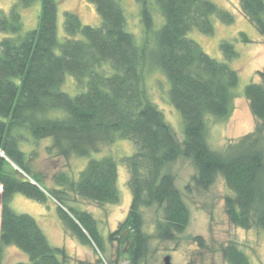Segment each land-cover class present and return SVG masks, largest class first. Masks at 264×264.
Here are the masks:
<instances>
[{"label":"trees","instance_id":"obj_1","mask_svg":"<svg viewBox=\"0 0 264 264\" xmlns=\"http://www.w3.org/2000/svg\"><path fill=\"white\" fill-rule=\"evenodd\" d=\"M101 24H84L80 15L65 12V36L58 32L57 0H17L9 11L0 8V264L4 249L15 246L29 261L15 264H69L63 246L52 245L38 220L19 213L13 197L21 193L37 201L55 202L67 233L84 245L105 252L106 238L98 218L77 208L76 196L98 205L117 204L119 164L128 168L132 201L127 216L107 239L121 247L110 264L126 255L129 264H142L150 239L146 212L154 209L155 237L175 240L189 225L191 212L170 165L190 159L197 169L193 180L208 189L222 176L231 195L225 208L232 224L264 229V84L251 82L244 94L258 119L253 132L230 142L222 151L208 141L212 118L227 119L234 110L240 76L229 62L239 57L231 40L220 43L225 60L209 53L188 34L197 29L206 35L216 30L215 19L230 24L235 15L212 0H154L165 18L156 32L152 62L170 82L169 102L182 116L184 138L178 140L164 111L145 84L151 63L146 45L127 30L119 0H89ZM146 35L153 30L152 0H137ZM40 4L39 24L26 30L22 11ZM244 15L264 35V0H240ZM239 38L251 39L245 32ZM264 75V72L259 71ZM72 78L75 94L64 90ZM63 110L64 116H53ZM51 138L48 152L69 159L101 152L107 144L129 140L134 151L120 162L112 156L91 157L79 177L68 172L53 175L54 186L32 170L30 154L21 142L39 144ZM198 239L203 244L202 237ZM125 244H129L125 252ZM228 264H255L236 243L221 247ZM75 264H104L78 259ZM190 264H195L193 261Z\"/></svg>","mask_w":264,"mask_h":264},{"label":"rangeland","instance_id":"obj_2","mask_svg":"<svg viewBox=\"0 0 264 264\" xmlns=\"http://www.w3.org/2000/svg\"><path fill=\"white\" fill-rule=\"evenodd\" d=\"M124 8L127 18V30L134 34L140 45H146L148 62H152L153 52L156 49V32L162 27L165 18L160 7L152 0L153 30L146 35L141 19L140 5L137 0H119ZM219 6L231 11L235 21L230 24L215 19L216 30L213 35H206L193 29L188 36L197 41L211 56L225 60L220 43L231 40L239 51V57L229 63L238 70L240 81L235 89L234 110L227 119L212 118L208 126V141L214 150L222 151L230 142L253 132L258 124L253 114L249 100L244 94L245 86L251 82L264 84V35L244 15L240 0H212ZM17 0H0V8L9 11ZM58 2V32L61 40L65 36V12H77L84 24L99 25L101 17L95 5L89 0H57ZM40 4L25 8L22 11L25 29L36 28L39 24ZM245 32L251 42L245 43L239 38L240 32ZM5 34L0 32V40ZM145 84L151 99L164 111L168 122L173 127L178 140L184 138L183 120L181 113L169 102L170 82L165 73L154 63L146 70ZM64 90L75 94L72 78L63 87ZM53 116H64L63 110L54 111ZM52 143L51 138L41 140L39 144L26 141L21 142V148L29 154L34 152L30 160L31 168L44 176L47 186H54L53 175L58 172H68L77 179L80 171L86 167L91 157L100 158L105 155L114 156L118 162L123 156L134 151L133 143L129 140H117L113 144L104 145L101 152L89 156H72L69 159L58 156L55 152H48L47 147ZM176 179V186L190 208L191 218L186 230L172 241H162L155 237L153 218L154 209L146 212V231L152 235L148 247L147 257L142 264H165L164 258L171 256L172 264H228L221 252V247L230 242L236 243L243 249L255 264H264V229H245L231 223L226 213L225 197L232 194L225 179L218 176L210 188L201 189L193 180L197 169L193 162L187 158H179L170 165ZM128 168L119 164L118 187L121 200L117 204L98 205L97 203L76 196L73 202L77 208L91 211L99 220L100 230L106 238V251H96L91 245H84L71 233H67L61 220L55 202L43 203L29 198L21 193L13 197L12 206L19 213H28L34 216L50 242L55 246H63L70 255L69 264H75L78 259L95 262L102 258L104 264L116 257L121 247L119 242L107 239L109 233L118 228L119 223L127 216L132 201V193L128 186ZM1 189V187H0ZM202 237L203 244L198 239ZM129 244H125L124 251ZM29 261L28 255L15 246L4 249L3 261L5 264H15L17 261ZM119 264H129L126 255Z\"/></svg>","mask_w":264,"mask_h":264},{"label":"water","instance_id":"obj_3","mask_svg":"<svg viewBox=\"0 0 264 264\" xmlns=\"http://www.w3.org/2000/svg\"><path fill=\"white\" fill-rule=\"evenodd\" d=\"M164 261H165V264H172V261H171V256L168 255L164 258Z\"/></svg>","mask_w":264,"mask_h":264}]
</instances>
